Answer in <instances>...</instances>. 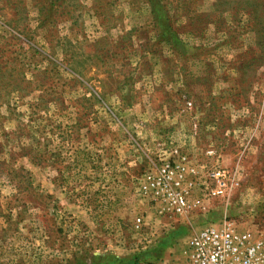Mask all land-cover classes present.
Instances as JSON below:
<instances>
[{"label":"rangeland","instance_id":"1","mask_svg":"<svg viewBox=\"0 0 264 264\" xmlns=\"http://www.w3.org/2000/svg\"><path fill=\"white\" fill-rule=\"evenodd\" d=\"M160 2L170 40L148 0H0V264H188L209 224L264 240V0ZM172 147L239 186L160 209L138 182Z\"/></svg>","mask_w":264,"mask_h":264},{"label":"built area","instance_id":"2","mask_svg":"<svg viewBox=\"0 0 264 264\" xmlns=\"http://www.w3.org/2000/svg\"><path fill=\"white\" fill-rule=\"evenodd\" d=\"M184 98V109H191L192 100ZM194 120L191 130L197 131ZM158 161L149 160V167L139 177L138 188L154 204L177 215H186L202 205L192 194L199 187L208 189L211 196L225 197L239 186L238 166H214L207 172L212 183L208 187L198 169L191 166L187 156L177 147L162 151ZM199 186V187H198ZM142 218L134 219L139 228ZM188 264H264V240L254 238L250 232L239 230L228 224L206 225L194 230L186 246Z\"/></svg>","mask_w":264,"mask_h":264},{"label":"trees","instance_id":"3","mask_svg":"<svg viewBox=\"0 0 264 264\" xmlns=\"http://www.w3.org/2000/svg\"><path fill=\"white\" fill-rule=\"evenodd\" d=\"M149 4H150V9H151V13L153 14V16L155 17L158 26L160 27L161 33L163 37H166L167 40L171 39V35L173 34V30L171 28V25L168 21V18L166 17V13L164 8L162 7V4L160 2V0H148ZM132 262H134V264H137L138 260H137V256L136 255H132ZM105 259L107 260L106 263H125L127 261H129V259H125L123 257H116V256H107V255H102V256H96L93 257V261L96 259ZM103 260V261H105ZM131 262V263H132ZM148 264H154L151 262H148Z\"/></svg>","mask_w":264,"mask_h":264}]
</instances>
